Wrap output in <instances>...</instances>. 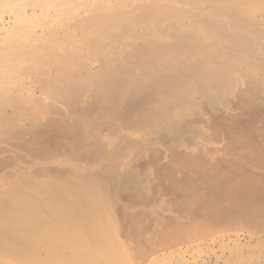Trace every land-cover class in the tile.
<instances>
[{
  "label": "rangeland",
  "instance_id": "rangeland-1",
  "mask_svg": "<svg viewBox=\"0 0 264 264\" xmlns=\"http://www.w3.org/2000/svg\"><path fill=\"white\" fill-rule=\"evenodd\" d=\"M130 1L129 8L141 7L134 12L121 7L119 15L127 12L132 17H121L113 25L117 26L118 50L104 58V63L113 60L109 68L96 64L94 77L87 75L86 81L83 78L75 85L67 84L69 80L66 83L60 75L54 77V67L45 72L47 78L42 76L44 83L36 77L38 84H32L30 72L27 74L33 105L40 110L36 114L46 121L29 118L31 122L20 120L23 126L19 121L14 127L10 119L4 122L6 126L0 128V172L16 159L63 161L62 157L56 159L63 153L65 160L64 155L74 158L82 167L100 165L92 173L96 172V181L103 184L102 191L109 198L101 200L107 203L114 238L125 248L123 259L116 264H148L158 255L152 264H264L259 244L249 235L264 231L263 60L256 58L253 61L260 60L256 67L250 63L248 67V58L236 44L233 47L231 38L221 40L217 33L215 39V30L201 28L202 24L200 29H196L199 24L194 26L200 31L194 35L195 30L186 25L184 46L211 47L195 59L197 64L176 71L163 69L158 75L145 76V83H139L142 87L136 86L138 91L130 96L116 95L123 86L122 78L131 70L141 71L132 55L141 48L148 51V44L142 42L145 35H141L156 28L143 18L153 10L158 13L161 6L180 17L195 13L194 0ZM199 5V10L207 7ZM8 18L1 17L0 23L7 24ZM168 22H163L162 31L173 35L174 22ZM122 43L127 47L120 54L117 51ZM20 75H16L17 81ZM59 77L69 86L63 91V81L53 85L49 80ZM17 85L18 91L4 88L9 107L3 104V109L9 113L15 105L9 98H18L21 91ZM55 86L56 91L60 88L58 93ZM108 88L116 91L114 98ZM52 164L54 167L40 166V171L58 177L56 171L64 165ZM63 169L67 174L68 168ZM86 172L93 177L82 171Z\"/></svg>",
  "mask_w": 264,
  "mask_h": 264
},
{
  "label": "bare ground",
  "instance_id": "bare-ground-1",
  "mask_svg": "<svg viewBox=\"0 0 264 264\" xmlns=\"http://www.w3.org/2000/svg\"><path fill=\"white\" fill-rule=\"evenodd\" d=\"M127 1L121 0L122 3L116 4L109 0H0V18L10 16L7 24L0 23V44L4 42L0 47V90L15 88L18 91V83L21 89L18 98H9L15 104L12 103L14 107L10 113L3 109L6 91L0 92V128L4 124L6 126L4 122L9 119L12 127L17 126V123H14L20 120L28 119V122H31L30 119L42 118L43 122L44 117L36 114L39 109L37 110L32 102L31 85H27L29 72V79L36 85V77L43 79L45 72L54 67V77L55 74L56 78L60 75L64 81L69 80V83L65 81L67 84L72 82L71 84L75 85L87 75H95L99 66L103 69L104 66L109 68L113 60L105 62L106 64L103 61L107 55L115 54L114 49H117L115 36L118 34L114 29L117 26L113 28V25L118 24L121 17H132V13L130 16L127 12L119 15L121 7L131 12L141 7L138 4V7L129 8L130 3L128 7ZM143 1L146 2L142 0L140 3ZM194 1L195 13L189 12L191 15L187 13L180 17L161 6L158 13L154 14L153 10L143 18L144 23H155L153 26L156 28L141 35H145L141 41L148 44V51L141 48L132 55L139 61L136 65L142 71V76L140 77L141 71L136 73L131 70V73L120 80L123 84L119 87L121 89L115 87L117 92L107 89V92H112L109 94L111 97L115 96V92L116 95L121 93L123 97L130 96L141 85L139 83H145V76L148 78L154 76L152 74L158 75L163 69L176 71L183 68L181 66L196 65V58L207 53L211 47L206 44L205 46L204 43L203 49H200L197 43L191 47L184 46L183 41L188 39H184L182 34L186 25L193 29L192 32L197 24L199 25L196 29L203 28L204 25L212 33L215 30V39L218 37L217 33L221 40L231 38L233 47L236 44L235 47L241 50L242 56L245 55L250 61H247L246 66L256 67L260 62L253 61L256 58L263 60L264 64V0ZM199 4L207 7L203 5L204 8L199 10L196 8ZM168 21L174 22L173 35L167 33L168 30L162 31L163 22L168 24ZM8 24L9 29L6 27ZM196 31L200 32L195 30L193 34H196ZM186 32L189 34L187 30ZM126 47L127 45L122 43L117 53L122 54ZM252 55L255 58H251ZM96 64L99 66L96 67ZM17 74H21L19 81L15 78ZM60 77L58 80L49 79L50 77L48 79L53 85H58L63 81ZM41 81L45 82L44 79ZM63 86L61 90L69 87L66 84ZM54 88V92L58 93L60 88L57 87V91L56 86ZM10 93H14L13 90ZM14 96L15 94L11 95ZM153 104L159 106L160 102L155 101ZM74 116L72 117L76 120L81 119ZM32 122L34 124L38 121ZM20 123L23 126L21 121ZM21 125L19 124L20 128ZM62 155L56 156V159L62 157L63 161L55 160L54 157L51 158L53 161H49V157L43 161H36L34 157L30 161L16 159L7 166L9 168L6 171L0 172V264H116L123 259L124 245L114 238L115 227L107 216V203L101 200L109 198L106 192L102 191L103 184L99 183V180L96 181L95 177L98 170L95 168L100 165L94 167L89 164L90 166L82 167L79 162L75 164L77 161L74 162V158L69 159V156L64 155L67 158L65 160ZM52 162L57 167L64 165L63 168H68L67 174L63 168V172L61 169L56 171L58 177L40 171V166H53ZM36 168L39 172L35 171ZM94 169L96 172L92 173ZM83 170L91 172L93 177L87 172V175L82 173ZM249 235L251 241L254 239V242L259 244L264 256V231L250 232ZM159 256L152 258L148 264H152Z\"/></svg>",
  "mask_w": 264,
  "mask_h": 264
}]
</instances>
